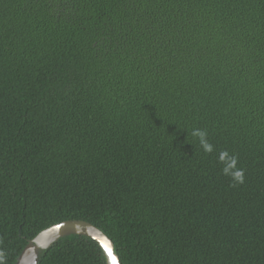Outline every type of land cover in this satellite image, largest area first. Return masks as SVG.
Masks as SVG:
<instances>
[{
  "label": "trees",
  "instance_id": "16d2710c",
  "mask_svg": "<svg viewBox=\"0 0 264 264\" xmlns=\"http://www.w3.org/2000/svg\"><path fill=\"white\" fill-rule=\"evenodd\" d=\"M68 220L121 264H264V0H0V264Z\"/></svg>",
  "mask_w": 264,
  "mask_h": 264
},
{
  "label": "water",
  "instance_id": "95a60500",
  "mask_svg": "<svg viewBox=\"0 0 264 264\" xmlns=\"http://www.w3.org/2000/svg\"><path fill=\"white\" fill-rule=\"evenodd\" d=\"M72 235L86 236L97 242L105 255L106 264H121L111 238L102 229L85 220L63 221L45 229L28 242L16 264H39L45 251L59 240Z\"/></svg>",
  "mask_w": 264,
  "mask_h": 264
},
{
  "label": "clouds",
  "instance_id": "9594fccd",
  "mask_svg": "<svg viewBox=\"0 0 264 264\" xmlns=\"http://www.w3.org/2000/svg\"><path fill=\"white\" fill-rule=\"evenodd\" d=\"M192 135L199 138L200 145L205 152H211L213 150V145L208 142L207 133L204 130L194 129ZM235 164L236 161L235 158H233L232 165L229 168H225L224 173L226 175H231L234 180L243 183L244 181L243 171L240 169H235Z\"/></svg>",
  "mask_w": 264,
  "mask_h": 264
}]
</instances>
